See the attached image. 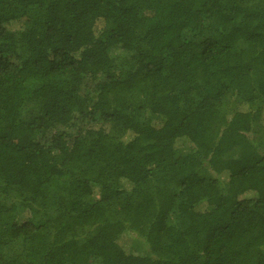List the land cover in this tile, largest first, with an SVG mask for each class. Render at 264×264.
Returning <instances> with one entry per match:
<instances>
[{
	"label": "trees",
	"instance_id": "trees-1",
	"mask_svg": "<svg viewBox=\"0 0 264 264\" xmlns=\"http://www.w3.org/2000/svg\"><path fill=\"white\" fill-rule=\"evenodd\" d=\"M261 123L264 0H0V264H264Z\"/></svg>",
	"mask_w": 264,
	"mask_h": 264
},
{
	"label": "rangeland",
	"instance_id": "rangeland-1",
	"mask_svg": "<svg viewBox=\"0 0 264 264\" xmlns=\"http://www.w3.org/2000/svg\"><path fill=\"white\" fill-rule=\"evenodd\" d=\"M260 127L256 128V132H255V139L256 142L258 144H261L263 141V135H264V126L261 123V125H259ZM107 128V126H105ZM237 156L236 151L232 152V158H235ZM34 220H37V218L35 217ZM132 252L133 254L137 255V256H143L146 253V245L144 243L143 240L137 238L133 241L132 246H131Z\"/></svg>",
	"mask_w": 264,
	"mask_h": 264
}]
</instances>
